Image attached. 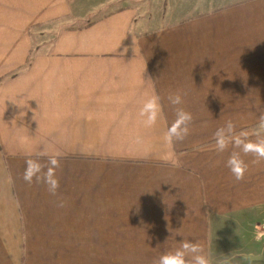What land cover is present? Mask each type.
Wrapping results in <instances>:
<instances>
[{
	"label": "crops",
	"instance_id": "0c3cea01",
	"mask_svg": "<svg viewBox=\"0 0 264 264\" xmlns=\"http://www.w3.org/2000/svg\"><path fill=\"white\" fill-rule=\"evenodd\" d=\"M70 13L69 0H0V264H155L175 250L191 260L182 241L210 264H252L264 161L241 153L236 181L232 146L217 153L213 136H231V119L264 138V0H153L48 28ZM177 89L193 120L170 145ZM153 95L162 109L149 128L139 111ZM57 153L55 196L22 179L27 159Z\"/></svg>",
	"mask_w": 264,
	"mask_h": 264
},
{
	"label": "clouds",
	"instance_id": "9594fccd",
	"mask_svg": "<svg viewBox=\"0 0 264 264\" xmlns=\"http://www.w3.org/2000/svg\"><path fill=\"white\" fill-rule=\"evenodd\" d=\"M126 51L127 49H125ZM148 80L152 81L151 78ZM167 99L175 107L176 115V119L171 123L164 136L165 142L171 145L174 142H182L190 134V124L193 116L183 107H180L184 103L181 90L177 89L175 92L169 93ZM161 109V97L158 95L151 96L143 103L139 116L143 118V123L146 127H153L157 123ZM258 121L259 126L264 128V112L258 116ZM223 125L227 126L232 135L226 136L223 132V127H218L213 136L215 150L217 153H223L229 148V145L232 146L233 150L229 154L225 166L236 181H242L248 170V164L242 158L241 153L244 155L251 154L254 158L253 163L264 161V138L257 135L255 140L250 139L249 133L243 130L237 133L235 130L236 124L231 119L225 121ZM25 164L26 167L22 179L30 185L33 182L45 184L47 191L55 196L60 187L59 178L56 175V169L60 167L59 154L51 155L48 158L47 165L41 164L35 159H27ZM45 168L46 171H44ZM66 203V200L60 197L57 200L56 206L64 208L66 207ZM181 248L186 251L190 250L195 255L189 260L186 259L185 251H167L160 255L155 264H210L209 258L203 254V248L199 242L182 241ZM256 257L259 256H254L253 258ZM249 260L254 264V259Z\"/></svg>",
	"mask_w": 264,
	"mask_h": 264
},
{
	"label": "rangeland",
	"instance_id": "374dc122",
	"mask_svg": "<svg viewBox=\"0 0 264 264\" xmlns=\"http://www.w3.org/2000/svg\"><path fill=\"white\" fill-rule=\"evenodd\" d=\"M153 0H69L71 13L65 21L56 25L52 24L50 27L70 28L87 25L90 20H93L101 14L111 11L113 9H120L130 6L149 5ZM54 32H52L53 34ZM51 34V35H52ZM51 35L45 37V40L51 38Z\"/></svg>",
	"mask_w": 264,
	"mask_h": 264
},
{
	"label": "water",
	"instance_id": "95a60500",
	"mask_svg": "<svg viewBox=\"0 0 264 264\" xmlns=\"http://www.w3.org/2000/svg\"><path fill=\"white\" fill-rule=\"evenodd\" d=\"M259 257L253 258L254 256H249V259H254V261H260L264 264V248L262 249L261 253L258 255Z\"/></svg>",
	"mask_w": 264,
	"mask_h": 264
},
{
	"label": "trees",
	"instance_id": "16d2710c",
	"mask_svg": "<svg viewBox=\"0 0 264 264\" xmlns=\"http://www.w3.org/2000/svg\"><path fill=\"white\" fill-rule=\"evenodd\" d=\"M15 75L11 76V77H14Z\"/></svg>",
	"mask_w": 264,
	"mask_h": 264
}]
</instances>
